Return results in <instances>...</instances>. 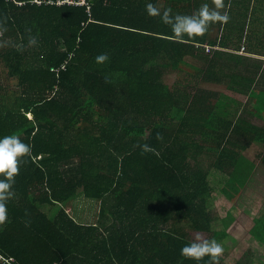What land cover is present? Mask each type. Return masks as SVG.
I'll return each mask as SVG.
<instances>
[{
    "label": "trees",
    "instance_id": "16d2710c",
    "mask_svg": "<svg viewBox=\"0 0 264 264\" xmlns=\"http://www.w3.org/2000/svg\"><path fill=\"white\" fill-rule=\"evenodd\" d=\"M85 1L0 0V138L31 149L10 181L0 264H211L181 249L223 247L235 218L213 228L211 170L229 176L221 192L234 202L248 147L235 138L264 141L249 120L264 112V66L239 54L264 52V0ZM149 3L173 15L207 4L229 21L178 40ZM235 94L259 108L230 113ZM81 198L100 205L96 223L64 208Z\"/></svg>",
    "mask_w": 264,
    "mask_h": 264
},
{
    "label": "rangeland",
    "instance_id": "374dc122",
    "mask_svg": "<svg viewBox=\"0 0 264 264\" xmlns=\"http://www.w3.org/2000/svg\"><path fill=\"white\" fill-rule=\"evenodd\" d=\"M175 80L176 76H167L165 78V82L169 86H172ZM258 149L259 148L257 146L253 147V153L249 156L254 157V161H256V168L261 167V165L259 164L261 159H256ZM248 152H250V150H248ZM259 170L260 169L254 172L258 175V177H260L261 175ZM254 173L252 175V181L254 182V184H256V187L254 186V188L256 189L255 194L258 197H253L248 202H246L241 197L235 199L234 202H231L221 192L224 188L223 184L227 179H229V176L222 171L211 170V175L209 178L212 193L210 212L214 220L213 228L215 230L222 231L225 222H228L229 218L227 216H233L235 218V221L227 229L228 238H226L223 242V253L221 254V257L224 259L225 264H244L246 261L250 262V260L253 258L249 257L247 253L252 247H254V243L256 244L257 242L251 237L250 230L251 227H253L254 219L260 217L264 212V181L258 179L257 175H255ZM261 182L263 183V187H260V185H258ZM251 185L252 184L250 182L248 186ZM261 197L263 199H261ZM64 208L72 217H75L77 222L90 224L96 223L98 221L100 205L96 202L87 201L81 198L74 203L73 207L70 208L69 206H67ZM46 210L47 212L51 211L50 214L55 213V215H58L59 213L57 212L58 206H56L53 210H51L50 207H46ZM251 212H255V214H252ZM233 217H231V219H233ZM231 249H233L232 252ZM259 257L260 255H258L256 258L258 259Z\"/></svg>",
    "mask_w": 264,
    "mask_h": 264
},
{
    "label": "clouds",
    "instance_id": "9594fccd",
    "mask_svg": "<svg viewBox=\"0 0 264 264\" xmlns=\"http://www.w3.org/2000/svg\"><path fill=\"white\" fill-rule=\"evenodd\" d=\"M217 8H222L221 0H215ZM146 11L150 17H159L161 22L171 27L173 37L182 40L185 37L195 38L203 36L210 24H227L229 16L219 11H210L207 4L203 5L196 15H173L172 9L167 8L163 12L152 3L147 4ZM34 42V41H33ZM108 60L106 54L96 57L97 63ZM31 151L30 147L21 139L13 135H6L0 138V223L7 218V206L5 201L11 195L10 181L18 174V161ZM223 253L221 244L215 240H200L184 246L181 249V256L200 261L209 257L211 264H218V257Z\"/></svg>",
    "mask_w": 264,
    "mask_h": 264
},
{
    "label": "crops",
    "instance_id": "0c3cea01",
    "mask_svg": "<svg viewBox=\"0 0 264 264\" xmlns=\"http://www.w3.org/2000/svg\"><path fill=\"white\" fill-rule=\"evenodd\" d=\"M243 48L245 50L242 51V49H241L239 54L243 55L246 58L247 61H245V63L249 68H252V65L257 66L258 62L264 66V52L263 53L262 52H251L248 50V47L244 46V45H243ZM173 76H174V74H173ZM260 90H262V89H260ZM224 93H226V89L224 90ZM235 95H236V97H235L236 99L233 100V99L229 98V100H228V104H227L228 107L227 108L230 111V113H232V114L237 113L239 116L243 115L245 117V116H248V115H246L245 110H247V113L249 114L254 109L259 108L257 106V104L255 103V101L250 99L249 96L239 95V94H235ZM260 97H261L260 100H264V94H261ZM263 113L261 115L252 116L249 118L252 126L258 127L259 129H264V114ZM240 138H241L240 136H237L235 139L237 142L241 141L248 146L246 148V150H244L245 151L244 156L246 157L247 162L245 163V169H243V172H244L243 176L245 177V185L243 186V188L237 189L238 191H240V194H238L235 197V199L242 197L246 202H248L253 197H258L255 194L256 189L254 188V186L256 187V184H254V182L252 181V179H253L252 175L256 170L260 169L259 172L261 175H260V177H258V175L256 173H254V174L257 175L258 179L264 181V141L263 140L250 141L246 138H243V140H240ZM256 146L259 148L258 153L256 154V159H261V161L259 162V164L261 165L260 168H256V161H254V157H249L253 153L252 148L256 147ZM248 150H250V152H248ZM249 161H250V165H248ZM246 167H248V168L246 169ZM257 167H258V165H257ZM250 182L252 185L248 186L250 184ZM258 185H260V187H263L262 182ZM244 189H245V191H244ZM228 190H230V189H228ZM233 191H235L237 193L236 189L230 190V192H233ZM243 191H244V193H243ZM261 199H263V198L261 197ZM263 205H264V203H263ZM251 213L255 214V212H251ZM252 214H250V215H252ZM263 218H264V212L260 217H258L256 219H263ZM254 221H255V219H254ZM254 221H253V227L255 224ZM253 227H251V230L253 229ZM251 230H250V232H251ZM250 235L252 237L251 233H250ZM255 241L257 243L256 244L254 243V247H252L250 249V251H248V253H247L249 255V257H251V258L253 257V258L250 260V262L246 261L244 264H248V262H249V264H264V244L261 241H258V240H255ZM232 251H233V249H231V252ZM258 255H260V257L257 259L256 257Z\"/></svg>",
    "mask_w": 264,
    "mask_h": 264
},
{
    "label": "built area",
    "instance_id": "2783aa9c",
    "mask_svg": "<svg viewBox=\"0 0 264 264\" xmlns=\"http://www.w3.org/2000/svg\"><path fill=\"white\" fill-rule=\"evenodd\" d=\"M7 1H9V2H11V1H14V0H7ZM76 5H81V4H86V1L85 0H82V2H79V3H75ZM245 49L244 48H242V51H244ZM207 51H210V48L208 47V49H207Z\"/></svg>",
    "mask_w": 264,
    "mask_h": 264
}]
</instances>
